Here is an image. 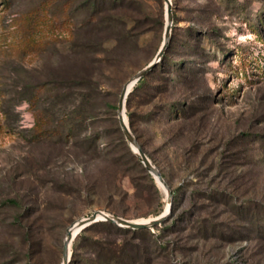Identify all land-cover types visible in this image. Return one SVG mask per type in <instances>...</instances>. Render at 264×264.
Instances as JSON below:
<instances>
[{"label": "rangeland", "instance_id": "rangeland-1", "mask_svg": "<svg viewBox=\"0 0 264 264\" xmlns=\"http://www.w3.org/2000/svg\"><path fill=\"white\" fill-rule=\"evenodd\" d=\"M172 2L167 47L126 101L135 135L172 190L170 214L151 228L166 245L155 262L264 264V0ZM91 4L0 0V243L16 240L25 250L19 231L34 225L45 241L46 264H61L68 227L98 209L139 220L159 215L148 213L153 205L125 169L84 142L107 127L113 112L120 122L124 85L163 45L166 3H107L99 23ZM124 31L135 37L122 38ZM89 76L98 92L82 109L97 108L101 117L70 133L64 115L89 91L70 81ZM42 114L56 116L60 137L34 138ZM157 184L163 212L168 198Z\"/></svg>", "mask_w": 264, "mask_h": 264}, {"label": "trees", "instance_id": "trees-1", "mask_svg": "<svg viewBox=\"0 0 264 264\" xmlns=\"http://www.w3.org/2000/svg\"><path fill=\"white\" fill-rule=\"evenodd\" d=\"M3 1L8 4L9 0ZM90 1L92 3L91 7L93 9L91 16L93 17V15H95L94 20L96 23H99L100 13L103 11V9H106L104 7L107 3H109L111 6L116 5L117 2H122L123 0ZM227 2L231 4V0H227ZM108 20L123 23L124 18L118 19V17L111 16ZM257 30H259V28H257ZM122 35V38L135 37V34L125 31ZM193 47L196 53H200L201 55L205 54V52L201 50L197 51L196 48L199 47V45H193ZM164 60H166L167 63L170 61L168 56L165 57ZM157 66L158 64H156L150 71H154ZM146 81L147 75L145 74L133 86L127 97V100H129L131 94L136 89L143 86ZM70 83L73 87H79L81 89L87 87L89 90L87 92L78 94V97L81 100L80 106L64 115L65 117L63 118L64 120L62 125H70L68 131L72 133L73 131L75 132V129L78 126L84 125L86 120L90 119L95 121L101 116L99 115L97 108H90L88 111L82 109L83 104L87 103L85 101L88 100L89 97H92L93 94L98 92V86L92 80V77H81L80 80H71ZM64 87H70L69 83H64ZM72 93V91L70 93H64V99L68 96L72 97ZM107 106L113 111L117 110V105L112 104L109 101L107 102ZM115 114L116 113L113 112V116L107 120V127L105 129L97 131L94 136L86 138L85 142H83L87 144L89 152L93 153L94 155H101L106 162L108 161L111 164L125 169V171L130 174V178L136 189L140 190V197L142 196V198L147 203L153 205V209L148 213L160 214L163 210V203L161 200L162 195L158 187L157 180L153 174L149 172L143 162L138 158L137 154L133 151ZM55 117V115L51 116L50 114L38 115L37 123L34 127V138L37 141L52 139V137L55 136L60 137L63 134L64 130L57 128L53 123ZM130 117V125L132 126L131 128L133 129V132L136 133L132 122V114H130ZM136 136L139 140L140 136L138 134H136ZM100 139L101 143H103L102 145L98 143ZM141 145L142 148L146 150L144 144L141 143ZM149 156L151 155L149 154ZM133 171H136L139 174H133ZM161 172L163 176L166 177L165 172L163 170H161ZM93 189L98 191V189L95 187ZM93 189L90 188L89 190ZM77 191H80V189ZM174 202H176V200H174ZM14 203L19 204L17 201ZM174 208L175 203L172 212H174ZM29 210H31V207H29ZM113 212L117 215L126 217V215L115 210ZM148 213L144 215H148ZM183 216L184 214H180L179 218L176 220L174 219V222L171 224V226H168V228H173L175 225H178V220H180ZM189 219L190 218L188 217L185 218V220L188 222L190 221ZM156 226H158V224ZM22 227L24 228V226ZM34 228V225H30L28 228H26V230L21 229V231H19V237L21 235L26 239L25 242L27 244L25 250H22L16 246V240L9 242L7 245L0 243V251L3 249L7 250V253L4 254H7V258L4 255L3 256L5 259L3 256H0V264H46L45 257L47 251L45 250V241L40 235L41 230L36 231ZM36 233L40 236H37ZM160 249L162 253L166 249V245L158 241V238L155 236V233L151 228L133 229L119 226L111 221L99 220L84 228L76 236L72 244V257L70 264H156V254Z\"/></svg>", "mask_w": 264, "mask_h": 264}, {"label": "water", "instance_id": "water-1", "mask_svg": "<svg viewBox=\"0 0 264 264\" xmlns=\"http://www.w3.org/2000/svg\"><path fill=\"white\" fill-rule=\"evenodd\" d=\"M165 3H166V28H165V38H164L163 45L156 59L152 61L149 65H147L145 68L140 70L132 78H130L124 85L121 91V94H120L119 102H118V116L120 119L122 130L128 142L130 143L131 147L133 148L134 152L137 154V156L143 162V164L146 166L149 172L153 174L157 182L166 189V194L168 198V202H167L168 208L166 205V208L162 213L148 220L127 218V217H123L120 215H116L114 213H111L103 209H98L87 216H83L75 220L74 222L71 223V225L67 229V233H66L65 240H64L61 264H70L71 257H72L71 246H72L73 240L84 228H86L87 226L91 225L94 222H97L99 220H107L119 226L133 228V229L152 228L155 225L161 223L164 219H166V217L171 212L172 190L168 182L166 181L165 177L163 176L161 170L159 169V167L155 164V162L150 158V156L142 148L138 138L136 137L135 133L133 132L131 128L129 119L126 114V101H127V97L129 93L131 92L133 88V85L136 84L137 81L142 76H144L148 71H150L157 64V62L162 57L164 50L167 47L168 41L170 40V36L172 32L173 16H174L173 2L172 0H165ZM75 227H78L79 231L77 232V234L74 235Z\"/></svg>", "mask_w": 264, "mask_h": 264}, {"label": "bare ground", "instance_id": "bare-ground-1", "mask_svg": "<svg viewBox=\"0 0 264 264\" xmlns=\"http://www.w3.org/2000/svg\"><path fill=\"white\" fill-rule=\"evenodd\" d=\"M135 85V84H134ZM133 85V86H134ZM167 208H168V205H167ZM142 220H148V219H142ZM79 231V228L78 227H75L74 228V235L77 234V232ZM71 250H72V246H71Z\"/></svg>", "mask_w": 264, "mask_h": 264}]
</instances>
